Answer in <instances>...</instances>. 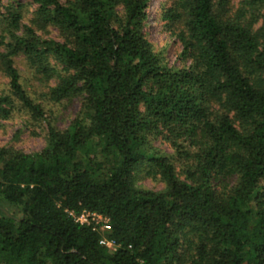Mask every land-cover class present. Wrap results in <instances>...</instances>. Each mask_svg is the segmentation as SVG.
I'll use <instances>...</instances> for the list:
<instances>
[{"label": "trees", "instance_id": "16d2710c", "mask_svg": "<svg viewBox=\"0 0 264 264\" xmlns=\"http://www.w3.org/2000/svg\"><path fill=\"white\" fill-rule=\"evenodd\" d=\"M32 3L0 0V120L44 137L0 145V264H264V0Z\"/></svg>", "mask_w": 264, "mask_h": 264}, {"label": "rangeland", "instance_id": "374dc122", "mask_svg": "<svg viewBox=\"0 0 264 264\" xmlns=\"http://www.w3.org/2000/svg\"><path fill=\"white\" fill-rule=\"evenodd\" d=\"M19 1L27 4V8L29 9V12H31L36 7V5L32 3V0H19ZM238 1L239 0H231V2L234 5H236ZM7 2H9V0H2L3 4H6ZM29 14H26V18H29L30 16ZM150 33L152 40L159 47L162 46L165 47L170 63L171 64L175 63L176 62L175 47L173 45L172 37L168 36V33L162 31L160 24H156L155 26L153 25L152 27H150ZM53 34L54 33H51L50 35ZM18 67L21 70H23L25 74H27L23 64H18ZM35 85H39V83L36 82ZM39 86L41 89L44 87V86L42 87L41 85ZM34 88L37 89V87ZM55 107L54 109L56 110ZM61 107L60 110L62 109ZM74 107L76 109V107H78V103H75ZM51 108L53 109L52 106ZM72 109L73 106L65 111L58 110L57 113L54 110V114L52 115V118L55 120V118L58 117V119L63 121L60 123V125L65 126L69 122L68 117H70V115L72 116L73 113ZM37 132L39 131L37 130ZM3 144L14 145L15 147L22 149L25 152H34L43 148L44 137H43V133H40V135L37 136L34 135L32 133V129H28L26 126H24L23 121L21 122L20 118H16L15 120H11V121L0 120V145ZM155 145L159 146L163 150L168 151V148H166L165 145H161L158 141L155 142ZM138 183L154 189H160L162 187L160 183L153 182L150 178H142Z\"/></svg>", "mask_w": 264, "mask_h": 264}, {"label": "built area", "instance_id": "2783aa9c", "mask_svg": "<svg viewBox=\"0 0 264 264\" xmlns=\"http://www.w3.org/2000/svg\"><path fill=\"white\" fill-rule=\"evenodd\" d=\"M72 214V213H71ZM73 215V214H72ZM75 220L80 222V223H90L94 222L95 224H98L102 230H108L110 229V225L108 222V219L97 214H90V213H81L80 215H74ZM101 244H104L108 247H114V244L112 241L107 240V239H101L100 240Z\"/></svg>", "mask_w": 264, "mask_h": 264}]
</instances>
